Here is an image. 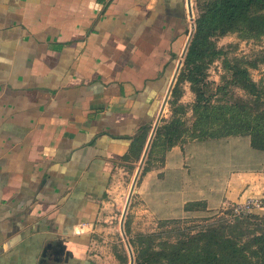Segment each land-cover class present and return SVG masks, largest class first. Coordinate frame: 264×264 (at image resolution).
I'll return each mask as SVG.
<instances>
[{
    "label": "crops",
    "instance_id": "crops-1",
    "mask_svg": "<svg viewBox=\"0 0 264 264\" xmlns=\"http://www.w3.org/2000/svg\"><path fill=\"white\" fill-rule=\"evenodd\" d=\"M189 19L187 0H0V264L44 251L46 264H108L99 245L113 240ZM150 163L137 193L155 219L247 199L264 215V152L246 136Z\"/></svg>",
    "mask_w": 264,
    "mask_h": 264
},
{
    "label": "trees",
    "instance_id": "trees-1",
    "mask_svg": "<svg viewBox=\"0 0 264 264\" xmlns=\"http://www.w3.org/2000/svg\"><path fill=\"white\" fill-rule=\"evenodd\" d=\"M195 5L198 14L184 58V80L195 96L191 107L194 128L188 138L246 136L253 149L264 152V76L257 84L250 78L248 63H236L229 67V81L215 85L204 81V67L196 63L214 38L229 33L264 37V0H195ZM211 85L215 87L211 89ZM230 86L240 89L243 97H236ZM182 126L179 119L163 122L154 140L164 136L166 152L187 131ZM173 233L175 237L152 247L155 236H147L148 247L136 256V264H264V215L217 219L197 230L176 229Z\"/></svg>",
    "mask_w": 264,
    "mask_h": 264
},
{
    "label": "rangeland",
    "instance_id": "rangeland-1",
    "mask_svg": "<svg viewBox=\"0 0 264 264\" xmlns=\"http://www.w3.org/2000/svg\"><path fill=\"white\" fill-rule=\"evenodd\" d=\"M205 1L206 0H203V2ZM192 4L193 21H190L189 19L188 24L190 31L191 24H194V20L198 14L195 0H192ZM184 58L185 55L184 57L180 56L176 62L178 64V62L181 61V65L172 90L178 81L179 75L181 74L180 83H178L174 94H172L171 90L158 125L159 127L163 125V122L170 123L172 119H179L183 123L182 127L186 128L187 131L181 135L177 145H183L191 141V139L188 138V135L194 128V119L191 107L195 101V96L191 92L188 81L184 80L187 74L184 65ZM245 62L248 63L251 80L257 84L260 83L264 76V37L244 38L240 34L229 33L223 37L214 38L211 40V45H207L202 50L201 58L196 63H202V66L204 67L203 74L205 75L204 81L206 83L221 85L229 81L231 75V72L229 71L230 66L232 67L236 63ZM226 63H228L229 66L226 65ZM215 85H211L210 88L213 89ZM230 87L231 88L229 89L236 97H243L244 93L240 89L232 86ZM165 148L166 139L164 136H161L157 140H154L153 137L124 218L123 232L125 233L126 238H123L120 226H117L119 219L121 222L122 218V213H118L119 215L117 219L113 222V226L116 230L114 228L112 232L107 234L113 238L112 242H106L99 245V247L102 248L106 258L105 261L108 264H129V254L125 241H128L131 247L134 256V264H136V256L141 254V251H144L148 247L149 240L147 239V236L149 235L155 236L150 243V246L152 247L165 241L169 236H171L170 239L175 237V233L173 232L176 231V229L183 231L185 229L192 228L197 230L217 219L226 220L234 217L231 214V207L229 206L216 210H206L205 205L201 202L185 205L183 213L173 218L155 219L149 213L144 212L143 207L140 205L137 188L139 187L143 174L148 169L147 166L150 163V160L154 158L155 162H160L161 158H163ZM140 160L141 158L136 161L134 166H132L130 171H128V176L124 182V193L126 192L123 199L124 207L133 179L138 170ZM121 209L122 208L120 207V210ZM247 215L259 214L252 212L242 215L241 217H246Z\"/></svg>",
    "mask_w": 264,
    "mask_h": 264
},
{
    "label": "water",
    "instance_id": "water-1",
    "mask_svg": "<svg viewBox=\"0 0 264 264\" xmlns=\"http://www.w3.org/2000/svg\"><path fill=\"white\" fill-rule=\"evenodd\" d=\"M187 8H188V12H189V18H190V21H193V14H192V8H191V0H187ZM194 28H195V27H194V24L192 23V24H191V31H190L189 36H188V41H187L186 46H185V48H184V50H183V52H182L181 57H184V55H185V53H186V51H187V48H188L189 42H190V40H191V38H192V35H193V33H194ZM180 65H181V61L178 62L177 67H176V69H175L174 75H173V77H172V80H171V82H170V85H169V88H168V91H167L166 97H165L164 102H163V105H162L161 112H160V114H159V116H158V118H157V120H156V123L154 124V126H153V128H152V131H151L150 137H149V139H148V141H147V144H146V146H145V149H144V151H143V154H142V157H141V160H140V164H139V166H138V170H137V172H136V174H135V177H134V179H133V182H132V185H131V188H130L129 194H128V198H127V200H126V204H125L124 211H123V213H122L121 222H120V229H121V233H122V236H123L124 239L126 238V236H125V233L123 232V224H124V218H125V215H126V213H127V209H128L129 203H130V199H131V196H132V193H133L134 187H135V185H136V181H137V179H138V176H139V174H140V171H141V169H142V166H143V164H144V161H145L146 156H147V154H148V151H149V149H150V146H151V143H152L153 137H154V135H155L156 129H157V127H158V123H159L160 118H161L162 111H163V109H164V107H165V105H166V103H167V100H168V97H169V95H170V93H171L172 87H173V85H174V83H175V80H176V78H177V76H178V72H179V69H180ZM125 244H126V247H127V250H128V254H129V264H134V256H133V253H132V250H131V247H130L128 241H125ZM47 248H48V247H47ZM55 254H57V252H55ZM42 257H43V259H41V260L39 261V264H46L47 254L45 253V251H44V253L42 254ZM54 261H55L56 263H58V261H57L56 259H54Z\"/></svg>",
    "mask_w": 264,
    "mask_h": 264
},
{
    "label": "built area",
    "instance_id": "built-area-1",
    "mask_svg": "<svg viewBox=\"0 0 264 264\" xmlns=\"http://www.w3.org/2000/svg\"><path fill=\"white\" fill-rule=\"evenodd\" d=\"M263 208V201L261 199H247L243 203H237L231 206V214L234 217H239L245 214L252 213L255 210Z\"/></svg>",
    "mask_w": 264,
    "mask_h": 264
},
{
    "label": "flooded vegetation",
    "instance_id": "flooded-vegetation-1",
    "mask_svg": "<svg viewBox=\"0 0 264 264\" xmlns=\"http://www.w3.org/2000/svg\"><path fill=\"white\" fill-rule=\"evenodd\" d=\"M57 260V259H56Z\"/></svg>",
    "mask_w": 264,
    "mask_h": 264
}]
</instances>
